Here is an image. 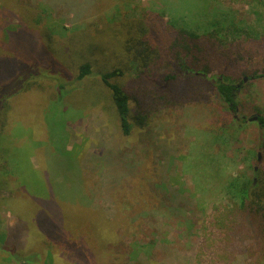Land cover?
<instances>
[{
    "label": "rangeland",
    "instance_id": "374dc122",
    "mask_svg": "<svg viewBox=\"0 0 264 264\" xmlns=\"http://www.w3.org/2000/svg\"><path fill=\"white\" fill-rule=\"evenodd\" d=\"M13 2L21 13L0 4V95H13L4 99L0 115V264H199L197 238L208 218L228 208L226 185L250 176L262 161L259 127L248 119L264 112V37L243 45L242 60L222 70L234 85L246 79L236 98L244 111L228 114L209 93V103L159 111L125 138L97 77L83 85L82 97L71 95L66 105L50 108L55 83L39 76L26 89L17 72L33 63L37 70L51 64L73 80L67 48L79 54L72 53L76 67L88 63L94 73L127 70L126 34L136 33L145 0H98L78 23H69L64 12L48 15L33 0ZM247 2L230 0V6L248 17ZM26 13L34 15L28 30L43 35L29 54L9 44L15 18ZM98 31L118 53L89 55ZM51 54L65 55L66 61L58 63ZM220 70L214 68L212 76ZM122 85L128 88L129 79ZM50 199L70 229L59 238L46 233L43 240L38 226L46 229L50 219L38 221L37 215ZM74 227L78 231L72 232Z\"/></svg>",
    "mask_w": 264,
    "mask_h": 264
},
{
    "label": "trees",
    "instance_id": "16d2710c",
    "mask_svg": "<svg viewBox=\"0 0 264 264\" xmlns=\"http://www.w3.org/2000/svg\"><path fill=\"white\" fill-rule=\"evenodd\" d=\"M33 1L52 17L64 12L70 19L69 23H78L82 15H85L83 12L87 11L86 8H92L98 0ZM174 1L175 3L171 0L143 2L136 33L131 35L128 31L126 34L129 39L124 44V54L127 57L125 71L113 68L105 73H94L88 63L76 67L78 58L75 59L72 53L77 52L67 48L65 53L72 52H69L71 58L68 56L67 61L75 71L73 80L68 73L61 75L54 71L50 68L51 64H47L50 67H43L42 70H37L38 63L30 66L26 64V68L19 65L22 69H18L17 73L20 72L19 76L25 77L28 86L26 89L35 85L39 76L55 83L50 108L52 105H66L68 102L65 101L71 95L82 97L80 92L85 90L83 85L90 78L97 77L109 92L119 132L125 138L138 128L146 127L149 118L159 111L188 104L209 103V93L217 96L228 114L237 110L244 111L245 107L236 101L244 79L234 85L222 70L240 58L238 53L243 45L255 43L264 37V26L260 25L264 5H257L255 0H249L248 17H245L230 6V0ZM0 4L7 8L14 6V10L21 13L13 0H0ZM182 10L185 14H182ZM33 11L37 16V11ZM34 15L29 17L26 13L24 19L15 18L17 24L9 44L16 51L29 54L35 52L38 44L42 43L41 32L28 30L27 23ZM36 19L43 20L42 16H37ZM102 34L98 31L91 39L88 53L93 58H103L107 52L118 53V48H114L116 44L109 50V42ZM50 39L51 36L48 41ZM77 44L81 48L78 41ZM36 55L37 53L31 55L32 59ZM51 56L58 63L66 57L60 54ZM218 66L221 67L219 74L212 76L214 68ZM124 78L129 79L128 88L122 85ZM8 95H0V115L5 114L4 99L13 96ZM254 113H257L262 161L256 162L258 169L252 168L250 176L236 177L226 185L224 192L229 197L228 208L220 209L221 212L216 217L208 218L197 238L196 249L198 255L201 254L199 264H264V112ZM53 199L45 201L41 208L44 211L37 215L38 221L50 219L46 229L38 222L43 240L46 233L53 237L58 235L59 238L70 229L67 219L62 217L59 204ZM76 230L78 231L75 227L72 228V232Z\"/></svg>",
    "mask_w": 264,
    "mask_h": 264
},
{
    "label": "water",
    "instance_id": "95a60500",
    "mask_svg": "<svg viewBox=\"0 0 264 264\" xmlns=\"http://www.w3.org/2000/svg\"><path fill=\"white\" fill-rule=\"evenodd\" d=\"M245 80H246V79H245ZM245 80H244V82H245ZM256 120H257V117H256V116H254V117L248 119V121H256ZM257 160L259 161V156H258V159H257Z\"/></svg>",
    "mask_w": 264,
    "mask_h": 264
}]
</instances>
